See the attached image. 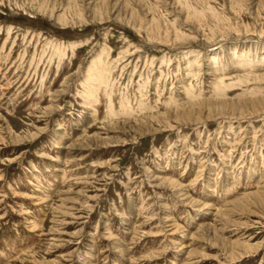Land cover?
I'll return each mask as SVG.
<instances>
[{"label":"rangeland","instance_id":"obj_1","mask_svg":"<svg viewBox=\"0 0 264 264\" xmlns=\"http://www.w3.org/2000/svg\"><path fill=\"white\" fill-rule=\"evenodd\" d=\"M0 264H264V0H0Z\"/></svg>","mask_w":264,"mask_h":264},{"label":"bare ground","instance_id":"obj_2","mask_svg":"<svg viewBox=\"0 0 264 264\" xmlns=\"http://www.w3.org/2000/svg\"><path fill=\"white\" fill-rule=\"evenodd\" d=\"M244 36V35H243ZM99 81H100V78H99Z\"/></svg>","mask_w":264,"mask_h":264}]
</instances>
